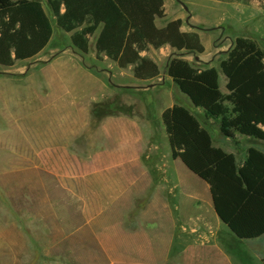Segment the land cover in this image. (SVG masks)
<instances>
[{"label":"rangeland","instance_id":"obj_1","mask_svg":"<svg viewBox=\"0 0 264 264\" xmlns=\"http://www.w3.org/2000/svg\"><path fill=\"white\" fill-rule=\"evenodd\" d=\"M163 2L157 27L180 20L204 53L149 49L142 55L160 74L142 83L130 69L96 59L97 33L87 56L75 51L42 0L53 27L49 45L0 68V264H261L264 236L239 241L220 223L207 186L172 160L160 117L184 107L238 164L249 148L264 153V142L223 138L166 75L172 59L213 67L225 92L219 64L234 40L250 39L264 52V11ZM105 103L114 106L93 114V104Z\"/></svg>","mask_w":264,"mask_h":264},{"label":"trees","instance_id":"obj_2","mask_svg":"<svg viewBox=\"0 0 264 264\" xmlns=\"http://www.w3.org/2000/svg\"><path fill=\"white\" fill-rule=\"evenodd\" d=\"M214 1L243 6L258 3L264 11V0ZM46 4L56 27L70 35L75 51L87 56L89 40L97 33L96 59L103 56L118 70L131 69L137 82L159 77L157 65L142 56L149 49L168 47L187 54L204 53L199 36L182 32L180 20L161 29L156 26V20L165 18L163 0H46ZM52 37L53 27L42 0H0V68L10 69L36 58ZM219 68L226 95L220 91L213 67L199 68L172 59L166 75L193 109L217 123L223 138L234 140L238 136L264 142V52L256 42L236 38ZM113 106L93 104L91 109L97 114ZM160 118L172 160L179 161L207 186L220 223L239 241L262 238L264 153L249 148L238 164L234 155L213 147L209 133L184 107L165 109Z\"/></svg>","mask_w":264,"mask_h":264},{"label":"crops","instance_id":"obj_3","mask_svg":"<svg viewBox=\"0 0 264 264\" xmlns=\"http://www.w3.org/2000/svg\"><path fill=\"white\" fill-rule=\"evenodd\" d=\"M164 3V2H163ZM253 5H256V6H259L258 5V3H252V4H250L249 6H253ZM260 7V6H259ZM175 20H177V19H175ZM156 21H158V20H156ZM156 21H155V24H156ZM174 21V20H173ZM169 22H171V21H167L165 24H163V25H161L160 27H158V28H164L165 26H166V24L167 23H169ZM157 26V25H156ZM232 46H233V44H232ZM94 54H95V50H94ZM143 56V55H142ZM101 57H103V56H101ZM144 57V56H143ZM105 60H107L105 57H103ZM108 61V60H107ZM110 62V61H109ZM111 63V62H110ZM112 65H114L115 66V64H113V63H111ZM116 67V66H115ZM117 68V67H116ZM131 70V69H130ZM119 71H121V70H119ZM217 71V73H218V78H220V74H219V72H218V70H216ZM224 78V77H223ZM224 86H225V83H224ZM122 87V86H121ZM220 88V87H219ZM220 91H221V93L222 94H224V95H226L227 93H226V90H225V92H223V89H221L220 88ZM213 122V121H212ZM204 129V128H203ZM210 135V134H209ZM213 145V144H212ZM214 147V146H213ZM219 149V148H218ZM243 161V160H242ZM241 161V162H242Z\"/></svg>","mask_w":264,"mask_h":264},{"label":"water","instance_id":"obj_4","mask_svg":"<svg viewBox=\"0 0 264 264\" xmlns=\"http://www.w3.org/2000/svg\"><path fill=\"white\" fill-rule=\"evenodd\" d=\"M187 54V53H186ZM195 61H199V59L197 57H195ZM148 88H152V86H148Z\"/></svg>","mask_w":264,"mask_h":264},{"label":"bare ground","instance_id":"obj_5","mask_svg":"<svg viewBox=\"0 0 264 264\" xmlns=\"http://www.w3.org/2000/svg\"><path fill=\"white\" fill-rule=\"evenodd\" d=\"M198 62H200V61H198ZM62 127H64V124L62 125Z\"/></svg>","mask_w":264,"mask_h":264},{"label":"flooded vegetation","instance_id":"obj_6","mask_svg":"<svg viewBox=\"0 0 264 264\" xmlns=\"http://www.w3.org/2000/svg\"><path fill=\"white\" fill-rule=\"evenodd\" d=\"M144 97V96H143Z\"/></svg>","mask_w":264,"mask_h":264}]
</instances>
